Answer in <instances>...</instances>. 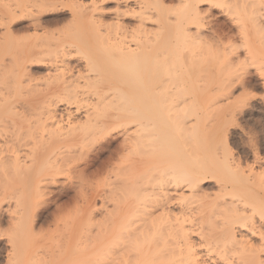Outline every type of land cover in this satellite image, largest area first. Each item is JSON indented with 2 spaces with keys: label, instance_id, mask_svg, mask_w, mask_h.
I'll return each mask as SVG.
<instances>
[{
  "label": "bare ground",
  "instance_id": "obj_1",
  "mask_svg": "<svg viewBox=\"0 0 264 264\" xmlns=\"http://www.w3.org/2000/svg\"><path fill=\"white\" fill-rule=\"evenodd\" d=\"M113 2L117 10L111 11L112 14L108 8ZM229 3V0H136L133 3L136 6L131 7L129 0H0V264H264V142L257 144L260 148L254 145L257 156L253 164L243 157L245 149L241 155H234L228 135L214 144L210 139L215 134L210 137L211 133H203L206 110L203 111L202 105L199 107L196 97L198 92L204 93L208 84H213L212 64L217 67L223 63L216 75L227 76L222 81L229 82L222 87L221 80L217 82L216 86L221 88L218 92L231 90L234 85L232 80L228 81L231 75L240 81L247 73L239 74L240 68L235 70L243 63L240 58L235 59L236 64L231 62L232 56L223 61L222 52L219 54L218 49H225L223 42L229 36L225 29L233 27L230 29L215 19V8L235 14L237 17L231 19V25L235 23L238 31L248 34L246 22L250 23L252 32L262 36L259 38L264 49V13L256 6V3L261 5L260 1L252 2L253 7L241 6L240 0L232 2L233 5ZM108 19L112 22L108 23ZM246 40L245 43L250 41ZM234 48L231 45L230 49ZM60 54L63 59L55 60ZM71 57L76 60H67ZM248 59L244 60L245 64ZM256 62L261 67L259 60L251 63ZM262 67L258 69L263 72ZM19 69L23 70L18 72ZM210 78L212 83H208ZM44 89L49 90L52 106L57 101H66L70 106L80 104L79 110L81 104H86L83 116L63 120L55 115L54 122L45 125L44 120L39 121L40 110L39 122L34 120L30 126L27 119L31 115L35 118L36 113L31 114L32 109L27 111L25 107L19 109L12 95H37ZM50 108H46L47 113L54 114ZM257 111L251 112L247 124L258 115ZM26 112L29 114L23 118ZM51 117L49 120H53ZM17 118L23 119L25 126L26 122L30 123L27 125L30 128L24 127L29 130L23 132L29 131L31 145L27 134L22 137ZM36 123H40L38 127ZM33 124L36 126L32 127ZM241 129L246 134V127L241 125ZM241 137L245 142L246 135ZM78 138L82 148L71 145L70 152H74L66 156V141ZM17 141L21 145L28 143V149L22 151L18 142L20 151ZM114 146L115 151H110ZM106 153L121 154L126 160L131 156L138 159L135 155L142 158L135 166L131 163L113 171L119 175L122 170L119 176H124V180L115 177L119 179L114 184L118 180L123 184H115L114 190L122 185L120 191L133 196V203L134 198L140 201L136 209L132 208L133 214L126 216L130 209L121 217V221L127 218L117 227L120 240L105 235L112 225L105 232L102 229L106 222L107 225L113 222L97 223L90 218L95 213L96 201L90 191L92 197L85 199V206L75 205L73 212L69 211L74 218L82 212L88 213V217L84 216L91 225H87L91 227L96 222L97 233L85 228L82 233L64 238L59 235L56 241L51 237L54 241L49 242L45 236L55 235V230L46 233L51 224L58 227L60 234L59 222L65 220L59 216L63 207L56 206L58 200L74 193L71 199L76 201L84 190L93 188L92 168ZM125 153L131 156L128 158ZM136 163L141 166L136 167ZM128 169L136 172L134 177L131 172L130 182V178L125 179ZM63 177L67 184L60 185ZM210 186L218 192L209 194L206 189ZM170 187L176 191L188 190V194L183 191L177 196L181 201L177 213L171 206L176 196L172 199ZM5 203L7 209L3 207ZM193 203L199 204L196 212H203V218L192 219V208L191 215L187 213ZM157 208L161 213L156 212L155 216L150 209ZM137 212L146 217H141L144 222L139 226L134 224ZM116 245H120L118 250L113 249ZM203 247L209 255H217L215 262L213 258H205L208 254L203 255ZM132 248L137 251L135 254L140 249L142 252L126 257L133 252Z\"/></svg>",
  "mask_w": 264,
  "mask_h": 264
},
{
  "label": "rangeland",
  "instance_id": "obj_2",
  "mask_svg": "<svg viewBox=\"0 0 264 264\" xmlns=\"http://www.w3.org/2000/svg\"><path fill=\"white\" fill-rule=\"evenodd\" d=\"M130 2H131V7H135L136 5H134L135 4V1L136 0H129ZM234 1H236L237 3H238V1L237 0H229V4L231 5H233V3H234ZM255 0H246V1H244V0H240V2L241 3H239L241 6L242 5H247V6H249V5H251L252 4V2H254ZM260 1V3H261V5L260 6H258V4L256 3V6L259 8V10H261V12L262 13H264V0H259ZM233 2V3H232ZM251 2V3H250ZM258 2V1H257ZM134 3V4H133ZM248 3H250V4H248ZM259 3V4H260ZM238 4V5H239ZM244 5V6H245ZM252 7H253V5H251ZM206 7V6H205ZM230 7V6H229ZM250 7V6H249ZM249 7H247V8H249ZM255 7V6H254ZM256 7V8H257ZM215 8V7H214ZM213 8V9H214ZM257 8V9H258ZM109 11L111 12V11H113L114 13H115V11L117 10V7L115 6V3L113 2V4L111 5V6H109ZM239 11V10H238ZM112 13V12H111ZM113 14V13H112ZM207 14V13H206ZM223 15V16H222ZM235 14H233V16L232 15H229L227 12H224V10H223V8H215L214 9V16H215V19H219L220 20V24L222 25V23H223V25H228L229 26V28L231 29L232 27V29L231 30H233V31H231V30H229L228 28H226L225 30V33H226V35H229L227 38H226V40H224V42H223V48H225V49H223V51H221V49H218L219 50V54H220V52H222L221 53V55L223 56L222 57V60L223 61H225V60H228V58H230L231 56V59H233V61L231 60V62H234V63H236L237 62V60H235V59H241V63H242V65L243 64H245L244 63V60L245 59H247V57L249 58L248 60H246V61H248L247 63L249 64V66H250V64L252 65L251 67H247V63L245 64V65H241V63H239V65H241V66H237V68L235 69V70H237V69H239L240 68V73L239 74H243V71H245V72H247V73H245L246 75H243L241 78H242V80H241V78H240V81L238 80V78L236 77V76H234V74H233V76L231 75V77L229 78V80L228 81H233L234 82V85L232 86V88H231V90L230 91H224V90H219L220 92H218V89H221L220 87H219V85H217L216 86V83L217 82H219L220 80L222 81L224 78H225V80H227L226 78H227V76H225V75H223V76H221V78H217L218 76L216 75V72H217V70H218V68H220L221 67V65L223 64V63H220L219 65H217V67L215 66V64H212V67H211V69L213 70V71H211V72H213V73H215V79L213 78V84H208L206 87L208 88H206L205 89V91H204V93H202L201 94V92H198V95H196V97L198 96V98H199V100L201 101V103H200V101L198 102L197 101V103H198V105H199V107H200V105H202L201 107H203V111H205L206 110V112L207 113H209V115L208 114H206V112H204L203 114H204V124H203V126H205V129H204V127L202 126V128H203V133H205V134H209V133H211L209 136L210 137H212V135H213V133L215 134L214 135V139H210V140H213V141H211V142H213L214 144H216L217 142L219 143V141H221L222 139L224 140V136L225 135H228L229 136V139H231V145H232V151H233V153H234V155L237 157V156H239V155H241L240 153H241V150L243 149H245V152L243 153V157H246V160L248 161V163L249 164H253V161L255 160V158H256V156L257 155H255L256 154V152L257 151H254L255 149L254 148H260V145H257V144H262L263 142H264V71L262 72V71H259V69L264 65L263 63H264V49H263V47H262V45L260 44V38H262V36L260 35V36H256V34L254 33V31L252 32V29H251V26H250V23H248V22H246L245 24L247 25V28H245L247 31H248V34H246V32H243L242 30H240V31H238L239 29H237L236 27V24L234 23V25L235 26H233V24L231 25V19L233 20V19H235L237 16L235 15ZM219 17V18H218ZM209 20H211V19H209ZM209 20H207V22L209 21ZM230 20V21H229ZM107 21H109L108 23H111L112 22V20H110V19H108ZM111 21V22H110ZM228 22V23H227ZM234 22V21H233ZM211 25V24H210ZM220 25V26H221ZM212 26V25H211ZM210 26V27H211ZM232 26V27H231ZM220 28V27H219ZM235 28V29H234ZM245 31V30H244ZM240 32V33H239ZM229 33V34H228ZM245 33V35H244V38L242 37L243 36V34ZM237 35H240V36H237ZM246 35H247V37H246ZM254 36V37H253ZM240 37V38H239ZM258 38V41H256L257 40V38ZM260 37V38H259ZM247 38H249V42H247V43H245L244 42V39H245V41H247L246 39ZM242 39V40H241ZM236 40V41H235ZM232 43H235V44H232ZM243 43H245V44H248L249 43V45H244ZM251 43V44H250ZM257 43V44H256ZM228 44V45H227ZM242 44V45H241ZM230 45V46H229ZM231 45H234L235 47H236V49L234 48V49H230L231 48ZM237 45V46H236ZM244 45V46H243ZM252 46L254 49H252L251 47V50H250V48L248 47V46ZM239 46V47H238ZM227 47V48H226ZM249 49H248V48ZM232 48H233V46H232ZM256 49V50H255ZM217 50V51H218ZM230 50V51H229ZM239 50V51H238ZM255 50V51H254ZM226 51V52H225ZM229 51V52H228ZM246 51H248V52H246ZM251 51H254L253 53L254 54H250V53H252ZM256 51H257V53H256ZM227 52L229 53V54H227ZM258 52L261 54V55H263V56H261V55H259L258 54ZM216 53V52H215ZM235 53V54H234ZM237 53V54H236ZM248 53V54H247ZM226 54V55H225ZM245 54V55H244ZM256 54V56H254V57H250L251 55H255ZM228 55V56H227ZM60 56V57H59ZM62 56V54H60V55H58L57 56V58L55 57L54 59L55 60H61V59H63V57H61ZM220 56V55H219ZM234 56V57H233ZM59 57V58H58ZM245 57V58H244ZM61 58V59H60ZM53 59V58H52ZM53 59V60H54ZM67 59V58H66ZM70 59H72V61H75L76 60V58L75 57H71V58H68L67 60H70ZM239 59V60H240ZM243 59V60H242ZM263 59V60H262ZM47 60H49V59H47ZM259 60V64H261V67L258 65V67H257V63L258 62H256V64H252L251 62L252 61H258ZM71 61V60H70ZM236 61V62H235ZM262 62V63H261ZM237 64V63H236ZM235 64V65H236ZM263 64V65H262ZM214 67H216V69L214 68ZM241 67H243V69H246V70H249V71H246V70H241L242 68ZM245 67H247V68H245ZM257 67V68H256ZM214 68V69H213ZM259 68V69H258ZM263 69H264V66L262 67ZM258 69V70H257ZM20 70H23V69H19L18 70V72L20 71ZM250 72V73H249ZM249 74V75H248ZM42 75H44L43 73L42 74H39V76L37 75L36 77H41ZM213 77H214V75H213ZM234 77H236V78H234ZM21 78L22 79H25V77L24 76H21ZM243 79H244V81H243ZM210 80H211V78H210ZM220 81V84L222 83V85H220L221 87L223 86V84L225 83V81L223 82H221ZM227 81V82H228ZM238 82V83H237ZM208 83H212V80H211V82L209 81ZM244 83V84H243ZM226 85L227 84H229V82L228 83H225ZM243 84V85H242ZM244 85H246V88H245V90H244V88H243V86ZM225 86V85H224ZM228 86V85H227ZM2 86L0 85V88H1ZM217 89H216V88ZM224 88V87H223ZM4 89V88H3ZM214 89V90H213ZM1 90H2V88H1ZM45 90V89H44ZM42 91L43 93L41 94V92H40V94H33V95H28V94H13L12 96L14 97V101L17 103V106H18V108L20 107V108H24L25 107V110H27V111H29L30 109H32L31 111L33 112V113H31V114H34V112L37 114H35L34 115V117L35 118H33V115H29L30 116V118L28 117V119L26 118L27 116H28V112H26L24 115H23V118H24V116L26 115V119L31 123V122H34V120H35V122L37 121V119L39 120V116H41L40 118H41V120H39V121H42V120H44V121H42V122H44V124L46 125V124H49L51 121L52 122H54V118H56V116L55 115H57V118L58 119H63V120H67V119H74V118H76V117H78V116H83V112L85 111V106L84 105H86V104H81V108L78 110V106L80 105H78V104H72L71 106L69 105V103L67 104L66 103V101H63V102H59V101H57L58 103H56L57 105H55L54 103L55 102H53V104L55 105H53L52 106V104H51V102L53 101V99L51 100V99H49L50 98V94H48V92H49V90L48 89H46V90H48L47 92H46V90L45 91ZM247 90V91H246ZM51 91V90H50ZM44 92H46V93H44ZM214 93V94H211V93ZM216 92V93H215ZM229 92V93H228ZM230 92H232V93H230ZM3 93H6L5 92V90H3ZM224 93V94H223ZM228 93V94H227ZM201 94V95H200ZM22 95H24V96H22ZM195 95V94H194ZM8 96V95H7ZM225 96H227V97H225ZM241 96V97H240ZM48 97V98H47ZM249 98V99H248ZM251 99V100H250ZM214 100H216V101H214ZM40 101V102H39ZM43 101V102H42ZM45 101H47V102H45ZM50 101V102H49ZM45 102V103H44ZM222 102V103H221ZM243 102V103H242ZM245 102V103H244ZM50 103V104H49ZM237 103V104H236ZM249 103V104H248ZM219 104H221V105H219ZM236 106H235V105ZM243 104V105H242ZM245 104V105H244ZM21 105V106H20ZM52 106L51 108L49 107V106ZM78 105V106H77ZM38 106H39V108H38ZM222 106V107H221ZM84 108V110H83V108ZM208 107V108H207ZM224 107V108H223ZM243 107V108H242ZM19 108V109H20ZM46 108L47 109H52V110H54L55 111V113L54 114H48L47 113V110H46ZM67 108V109H66ZM77 108V109H76ZM207 108V109H206ZM210 108H211V110H210ZM223 108V109H222ZM38 109V110H37ZM226 109V110H225ZM241 109V110H240ZM24 110V109H23ZM22 110V111H23ZM42 111V113H43V111H44V113L43 114H45V111H46V114L44 115V116H42L43 114L41 113V115H39L40 114V112ZM69 110V111H68ZM76 110H78V112H76ZM208 110V111H207ZM253 110H258L257 112H258V115L257 116H254V118H250L249 120H250V122L247 124V120L246 119H248V117L250 116V114H251V112L253 111ZM30 111V112H31ZM72 111V112H71ZM83 111V112H82ZM216 111V112H215ZM218 111V112H217ZM39 112V113H38ZM220 112V113H219ZM28 113V114H27ZM82 113V114H81ZM218 113V114H217ZM249 115H248V114ZM48 114V115H47ZM39 115V116H38ZM64 115V116H63ZM205 115H207L206 116V119H205ZM215 115V116H214ZM50 116H52L53 117V120L52 119H50L49 120V118H50ZM72 116H73V118H72ZM210 116H211V118H210ZM222 116V117H221ZM244 116L246 117L245 119H244ZM252 116V115H251ZM44 119H43V118ZM51 117V118H52ZM67 117V118H66ZM208 117H209V120H207L208 119ZM218 117V118H217ZM19 118H17L16 119V123H18L17 125L18 126H21V129H22V132L21 133H23V135L25 134H27L26 136V139H28L27 141H29L28 143L31 145V142H32V136H28V133L27 132H29V131H27L26 133H24L23 132V130L24 131H26L28 128H30V126L32 125V123L30 124L29 122H26V124L28 125V124H30V126L28 127L27 125L25 126V123H23L24 122V120L23 119H20V121L18 120ZM212 119V120H211ZM254 119V120H253ZM48 120V121H47ZM210 120H211V122H210ZM22 121V122H21ZM39 121H37V122H39ZM239 121V122H238ZM34 122V123H35ZM47 122V123H46ZM51 122V123H52ZM209 122V123H208ZM218 122H219V124H218ZM229 122V123H228ZM237 122V123H236ZM241 122V123H240ZM41 123V122H40ZM40 123H36V125L38 124H40ZM50 123V124H51ZM206 123H208L209 124V130H207L208 128H206ZM227 125H226V124ZM22 124H24V125H22ZM44 124H42L43 126H44ZM240 124V125H239ZM36 125H34L33 124V126L32 127H35ZM38 125H37V127H38ZM216 125V126H215ZM241 125H243V126H245L246 127V131L249 133V135L247 134V132H246V134L245 133H243V131H242V129H241ZM23 127V128H22ZM24 127H28V128H24ZM36 127V128H37ZM208 127V126H207ZM212 128V129H211ZM213 128H215V129H213ZM20 129V128H19ZM20 129V130H21ZM29 130V129H28ZM215 130V131H214ZM205 131V132H204ZM212 131V132H211ZM223 132V133H222ZM30 134V133H29ZM25 135L24 136H22V134H21V136L24 138L25 137ZM241 135H246V137H245V142L241 139L242 137H241ZM208 136V137H209ZM253 136V137H252ZM257 136V137H256ZM209 137V138H210ZM34 138V137H33ZM251 138V139H250ZM255 138V139H254ZM30 139V140H29ZM19 140H21V139H19ZM23 140H25V139H23ZM209 139H208V143H211V142H209L210 141ZM251 140V141H250ZM261 142H260V141ZM22 141V140H21ZM21 141L19 142V141H17V143H16V146H17V148L20 150V148L22 149H24V150H27L28 149V146H27V144L25 143V141H24V145H21L20 143H21ZM73 141H74V143H73ZM76 141V142H75ZM78 141V142H77ZM80 140H79V138L78 139H75V140H73V139H68L66 142L68 143V145L66 146V151H67V153L68 152H70V151H72V146L71 145H73L74 146V144H76V145H79L81 148H82V146H83V144L82 143H80L79 142ZM254 141V142H253ZM18 142H19V145H21L20 146V148H19V146L17 145L18 144ZM70 142V143H69ZM120 142V141H119ZM247 142V143H246ZM22 143H23V141H22ZM212 143V144H213ZM28 144V145H29ZM26 145V146H25ZM76 145H75V147H76ZM254 145H257V147H255ZM23 146V147H22ZM71 146V147H70ZM79 146H77V149H78V147ZM74 147V148H75ZM115 147L116 146H114V147H112V149L110 150V151H115ZM70 148V149H69ZM81 148H79V149H81ZM22 149V151H24ZM76 150V149H75ZM21 151V150H20ZM254 151V152H253ZM74 152V151H73ZM72 152V153H73ZM71 153V152H70ZM72 153H71V155H72ZM120 154V153H119ZM125 155H126V157L128 156V158H129V156H131V155H127V153H125ZM259 155H261V154H259ZM66 156H69L70 157V154L68 153V154H66ZM110 156H112V157H110ZM117 156V157H116ZM255 156V157H254ZM135 157H137L138 159H136V158H133V156H131V158L130 159H125L121 154H120V156L116 153V154H114V155H110V153H106L104 156H102V157H100V159L97 161V164H96V166L94 167V168H92V172H95V173H93L92 175H91V177H93V178H89V179H87V180H89L88 182L90 183L91 181V186L93 187V188H91L92 190H89V189H87V191L88 192H86V190H84L85 192H86V194L88 193V195H86L85 194V192L83 191V194L85 195V197H83V194H81V195H78V196H80V197H76L77 198V200L76 201H74V200H72L71 199V197H72V195H74V193H71L72 195H70L71 197H69V198H62V199H60V200H58V203H57V205L56 206H61V208L63 207V209H65V210H63V209H60V210H62L61 212L64 214L65 213V215H63L62 213L60 214L59 213V216H60V218H62V220L63 219H65L64 221H62V222H59V224L60 225H62V227H61V229H59V231H60V234H59V232L57 231L58 230V227H55V225L54 224H51V226L49 227V229H48V231L46 232V233H48V234H51V233H53L52 231H54L55 230V235H54V237H53V235L51 234V236H49L48 237V235H46L45 236V238L50 242V241H54V239H55V241H56V239L58 240V239H60V238H64L65 237V235L66 236H69V235H73L74 233L76 234V233H78V232H80V233H82V232H84L86 229H91L93 232H95V233H97V231H95L94 229H96V227H94V223H96V222H94L93 220L95 219L96 221H97V223L99 222V221H104V220H106V221H108V223H109V221H111V222H113V223H109L108 225H107V222H106V224H104L105 226H103L104 228H102V229H104L103 231L105 232V229L106 228H108L107 226H109L110 225V227H111V225H112V227H111V230H110V228H109V230H110V232H109V230H108V232H107V234H105L106 236H112V235H114V237L117 239V240H120V239H118L119 237H118V231H117V227L122 223V221H123V219L125 220L127 217H129V215H130V213H132L133 214V212L135 211V209L138 207H136L135 205H137L138 204V202H140V201H138V200H135V198H134V201H135V203H133V199H132V197L133 196H131V195H129L128 193H124V191H120L122 188H121V186L119 187L120 189H118V188H116V190H114V188H115V186L118 184V186L120 185V184H123L122 182L120 183V181H122V180H118V181H115V184L113 183L114 182V180H116V179H119V178H116L115 179V177H121V178H123V180H124V176H119L120 175V173L122 172V170H121V172L119 173V175H115V173L116 174H118L117 172H113L114 171V169H115V171L116 170H118V169H116V167L117 168H122V167H124V166H127V165H130L131 163H133L132 165H134L135 166V162H140L141 160H142V158H140L139 156H137V155H135ZM262 157L264 158V154H262ZM119 158V159H118ZM121 158H124V160L123 159H121ZM133 158V160H131ZM67 159H68V157H67ZM66 159V160H67ZM254 159V160H253ZM123 162H122V161ZM129 160V161H128ZM146 160V159H145ZM150 160V159H149ZM119 161V162H118ZM123 163V164H120L119 165V163ZM102 163H104L103 165H102ZM137 163H136V165H137ZM108 164H109V166H108ZM117 164V165H116ZM107 165V166H106ZM116 165V166H115ZM138 165H140V163L138 164ZM138 165L136 166V167H138ZM103 166V167H102ZM112 166V167H111ZM141 166V165H140ZM139 166V167H140ZM256 166H258V165H256ZM101 167H102V169H101ZM109 167V168H108ZM133 167V166H132ZM135 167V168H136ZM125 168V167H124ZM123 168V169H124ZM131 168V167H130ZM135 168H132V169H135ZM106 169V170H105ZM127 169V168H126ZM125 169V170H126ZM131 169V170H132ZM136 169H138V168H136ZM109 172H108V171ZM112 170V171H111ZM129 170V169H128ZM133 171L134 170H132V171H128V172H132L133 173ZM137 171V170H136ZM128 172L126 173L125 172V179L127 178V179H129L128 181L130 182V181H132L133 180V177H134V175L136 174V172H134L133 173V177H132V173L131 174H129L128 176H127V174H128ZM107 173H108V175H107ZM106 174V175H105ZM114 174V175H113ZM103 175V176H102ZM122 175V174H121ZM108 176H110V177H108ZM100 179H99V178ZM104 177V178H103ZM131 177H132V179H131ZM105 178H106V181H105ZM100 181H98V180ZM109 179L111 180V181H109ZM126 179V180H127ZM91 180V181H90ZM94 180V181H93ZM113 180V181H112ZM62 182H64L65 184H67V180H66V178L65 177H63L62 179H60V185H62L61 183ZM97 182V183H96ZM111 182V183H110ZM124 182V181H123ZM101 183V184H100ZM214 182H212L211 184H213ZM58 184V185H59ZM96 184V185H95ZM108 184V185H107ZM110 184V185H109ZM113 184V185H112ZM59 185V186H60ZM101 185V186H100ZM214 185V184H213ZM112 186H113V188H112ZM117 186V187H118ZM102 188V189H101ZM107 188V189H106ZM116 192H118L117 194L116 193H114V191L112 190V189ZM172 187H170L169 188V190H172L171 189ZM207 188V187H206ZM212 188V189H211ZM55 189V188H54ZM111 190V191H110ZM174 190H175V192H174ZM180 190L181 189H177V191H176V189H173L172 190V192H170L171 193V196H173L172 197V199L173 198H175V196H176V198L174 199V200H172L173 201V204L171 205L174 209H175V211H176V213H177V210L179 211V209L181 208V201H179L178 199H177V196L179 197V195H180V193H182L183 191L185 192V193H187L188 194V190H186V189H184V190H181V192H180ZM207 190V192H210L209 194H211V193H213V195L214 194H216L217 192H218V190H217V188L216 187H209V189H206ZM90 191L91 192H93L92 194H93V198H95V200L96 201H94V203H93V210H94V215H93V217H90V218H92L93 220V222L94 223H92V226L90 227H88V223L90 224V222H88L87 220V217H88V213H84V212H82V213H80L78 216H76L75 218H74V215H72L71 214V216H70V213H72L73 212V208L75 207V205H77V206H82V205H84L85 206V204L84 203H86L85 201V199L86 198H89V197H92V194H90ZM98 191H100V192H98ZM109 191V192H108ZM113 191V192H112ZM77 192H79V191H77ZM97 192V193H96ZM179 192V193H178ZM94 193H95V195H94ZM106 194V195H105ZM108 194V195H107ZM120 194V196H121V198H118V195ZM125 195H128V196H126V198H125ZM212 195V194H211ZM87 196V197H86ZM100 196V197H99ZM110 196V197H109ZM119 196V197H120ZM122 197H123V199H122ZM82 198H84V199H82ZM112 199H113V201H112ZM117 199H118V201H119V199H120V204L122 205H120L118 202H116L117 201ZM121 199L122 200H124V201H121ZM127 199V200H126ZM84 200V201H83ZM79 201V202H78ZM81 201H82V203H81ZM102 201V202H101ZM108 201V202H107ZM113 203V206H112V203ZM209 201H211V200H209ZM104 202V203H103ZM106 202V203H105ZM129 203L131 204V205H129ZM180 203V204H179ZM60 204V205H59ZM62 204V205H61ZM108 204V205H107ZM111 204V205H110ZM116 204V205H115ZM117 204H119L118 205V207H117ZM128 204V205H127ZM194 204V203H193ZM191 205L190 206V208H189V210H188V212L187 213H189L190 214V210H191V208H192V210H191V214H194V216L197 214V212L196 211H199L198 210V203H195L194 205ZM115 205V206H114ZM139 205V204H138ZM196 205V206H195ZM74 206V207H73ZM127 206V208H125ZM134 206H135V209H133V211H132V208H134ZM176 208H175V207ZM193 206H194V209H196L195 210V212H194V209H193ZM4 209H7L8 208V205H7V203H5L4 204ZM92 207V206H91ZM107 207V208H106ZM115 207H117V208H115ZM54 208V207H53ZM69 209H70V211H72V212H70L69 211ZM112 209H113V212H112ZM114 209H116V211L114 210ZM131 209V210H130ZM52 210H54V209H52ZM125 210V211H124ZM129 210H130V212H129ZM160 210V209H159ZM158 210V208L157 209H150V211H153V212H159V213H161L160 211ZM69 211V212H68ZM117 211H118V213H117ZM132 211V212H131ZM193 211V212H192ZM68 212V213H67ZM111 212V214H109ZM129 212V213H128ZM67 213V214H66ZM109 215H108V214ZM128 213V215H126L127 217H124V218H122V221L120 220L121 219V217H123L125 214H127ZM157 213L155 214V216L157 215ZM158 213V214H159ZM203 213V212H202ZM202 213H198L195 217L193 216V215H191V217H192V219H199L200 218V216L201 215H203ZM84 214L87 216V217H85L84 216ZM107 214V215H106ZM131 214V215H132ZM205 214V213H204ZM97 215V216H96ZM110 215L114 218V219H116V220H112V217L110 218ZM138 217H137V216ZM64 216V217H63ZM109 216V217H108ZM116 216V217H115ZM136 216V217H135ZM135 216H134V219H135V226H139L140 224H141V222H144V221H142L144 218H146L145 217V215H144V213H141V212H137V213H135ZM72 218V220H71V218ZM95 217V218H94ZM109 218V219H107V218ZM141 217L143 218V219H141ZM203 217H204V215H203ZM202 216H201V218H203ZM73 218L76 220V221H73ZM84 218V219H83ZM101 218V219H100ZM104 218V219H103ZM86 219V220H85ZM68 220V221H67ZM85 220V221H84ZM73 221V224L71 223ZM121 221V222H120ZM66 223V222H68V223H66L67 224V226L64 224V223ZM82 222H83V224H82ZM105 222V221H104ZM103 222V223H104ZM119 222H120V224H119ZM70 223H71V225H70ZM96 223V224H97ZM86 224V225H85ZM143 224V223H142ZM60 225H59V227H60ZM83 225V226H82ZM85 225V226H84ZM91 225V224H90ZM66 226V227H65ZM71 226V227H70ZM75 226V227H74ZM82 226V227H81ZM65 227V228H64ZM67 227H70V228H68V229H70V230H68V231H66L67 229ZM81 227V228H80ZM57 228V229H56ZM86 228V229H85ZM74 229H76V231L74 230ZM81 229V231H79ZM46 230H47V228H46ZM49 231H50V233H49ZM56 231H57V234H56ZM61 231H62V234H61ZM68 232V233H67ZM94 233V234H95ZM57 235H58V237H57ZM61 237H60V236ZM117 235V236H116ZM56 236V237H55ZM195 236L196 235H193L192 237H194L195 238ZM51 237L52 238H54V239H51ZM60 237V238H59ZM118 237V238H117ZM53 243V242H52ZM55 243V242H54ZM117 246L120 248V245H116V246H114V248L113 249H115V248H117ZM123 247V246H122ZM119 248H117V250L119 249ZM128 250V249H127ZM127 250H125L126 251V253H127ZM134 250V248H132V251ZM203 250V251H202ZM202 250H201V248H200V251H202V253H203V255H205V254H208V256L207 255H205V256H207V257H205L206 259H209V258H213L212 259V261L213 262H215L214 260H217V255L216 254H210L209 255V253H206V251H205V248L203 247L202 248ZM115 251V250H114ZM130 251H131V248H130ZM129 251V252H130ZM140 251L142 252V250L140 249ZM124 252V251H123ZM135 252H137V251H133V252H130V254L128 253V255L127 254H125L124 253V255H127L126 257H131V256H129V255H131V253L132 254H134V255H140V253L141 252H139V250H138V252L139 253H136L135 254ZM133 255V256H134ZM215 257V258H214ZM219 262H221V261H219ZM3 264H5L4 262H3Z\"/></svg>",
  "mask_w": 264,
  "mask_h": 264
}]
</instances>
